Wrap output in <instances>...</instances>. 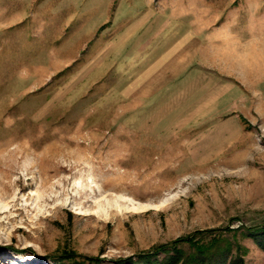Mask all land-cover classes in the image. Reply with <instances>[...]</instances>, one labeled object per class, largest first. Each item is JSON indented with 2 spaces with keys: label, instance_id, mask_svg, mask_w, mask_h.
Wrapping results in <instances>:
<instances>
[{
  "label": "rangeland",
  "instance_id": "1",
  "mask_svg": "<svg viewBox=\"0 0 264 264\" xmlns=\"http://www.w3.org/2000/svg\"><path fill=\"white\" fill-rule=\"evenodd\" d=\"M257 11L264 0H0V264H131L197 229L264 224ZM151 15L160 52L191 39L172 74L140 85L123 47Z\"/></svg>",
  "mask_w": 264,
  "mask_h": 264
},
{
  "label": "trees",
  "instance_id": "2",
  "mask_svg": "<svg viewBox=\"0 0 264 264\" xmlns=\"http://www.w3.org/2000/svg\"><path fill=\"white\" fill-rule=\"evenodd\" d=\"M245 238L254 239L264 251V224L197 229L127 260L131 264H246L248 248L241 243Z\"/></svg>",
  "mask_w": 264,
  "mask_h": 264
},
{
  "label": "crops",
  "instance_id": "3",
  "mask_svg": "<svg viewBox=\"0 0 264 264\" xmlns=\"http://www.w3.org/2000/svg\"><path fill=\"white\" fill-rule=\"evenodd\" d=\"M98 6L99 5H97L96 8H98ZM257 13L258 11L252 14V17L264 18V12H262L260 15H258ZM236 14H237V11H233L231 12V15L229 17H236ZM155 16L156 15H151L149 17L143 16L144 18L138 22L136 35L133 37V39L130 42L127 43V45H125V47H123V49L124 48L129 49L128 51L129 58L131 57L133 59L135 56L138 58L140 57L142 58L140 66H142L143 68L142 69L139 68V79H138L140 85L142 81L146 82L147 78L149 79L152 76H157V75L160 76L161 74H164V73L169 74V75L172 74L174 71L173 68L175 67V62H176L174 61V57L176 53L180 51L181 49H183L188 43V41L191 39V35H188L187 34L188 31H185L184 33H186L187 35L183 38H180L178 41H176L177 39V36H176L177 32H176L166 41V42H169L171 46L167 47V50L164 53L160 52V50H162V45H160L159 47L157 46L155 47L153 45H154V42H156L157 39L160 38V32L162 28H160L159 31H156V29L159 27L160 23L162 24L163 22L159 20L158 22H155V24L153 25L152 23L154 22H152V19L150 18L155 17ZM90 18H88V21L86 23L87 25H89V27H91V25L93 24V23L91 25L88 24L90 21ZM177 19H178L177 15L171 16V18L168 19L164 23L172 28V26L175 24ZM221 27L222 28L220 29V33H223L226 30H229V32L232 31L231 25H228V26L222 25ZM226 28H229V29H226ZM249 32L251 35L250 43H252L253 45L255 44L254 47L258 46L257 44L259 40L263 39L264 41V24H262L261 22L259 26H255V25L252 26V24H250ZM259 33H261L263 36L258 38L257 35ZM151 49H153L152 52H149V54H147V51Z\"/></svg>",
  "mask_w": 264,
  "mask_h": 264
},
{
  "label": "bare ground",
  "instance_id": "4",
  "mask_svg": "<svg viewBox=\"0 0 264 264\" xmlns=\"http://www.w3.org/2000/svg\"><path fill=\"white\" fill-rule=\"evenodd\" d=\"M44 180V179H43ZM99 189H100V187H99ZM93 190H94V186H93ZM102 190V189H101ZM87 193V192H86ZM90 193V192H89ZM81 195H82V193H81ZM85 197H87L86 195H85ZM95 197V196H94ZM92 198V197H91ZM92 200H93V198H92ZM100 201V200H99ZM96 203V202H95ZM131 203H136V204H138V205H141L140 206V208H143V207H149V206H152V205H159V204H153V203H144V202H134L133 200L131 201ZM132 204V205H133ZM98 205H102V204H98ZM103 205H108V203L107 204H103Z\"/></svg>",
  "mask_w": 264,
  "mask_h": 264
}]
</instances>
